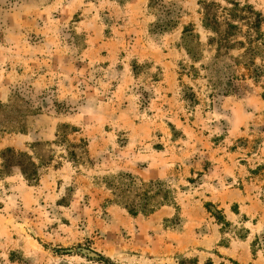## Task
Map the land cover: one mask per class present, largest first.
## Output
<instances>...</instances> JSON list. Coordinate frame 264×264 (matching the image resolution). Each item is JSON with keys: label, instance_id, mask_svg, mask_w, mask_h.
I'll list each match as a JSON object with an SVG mask.
<instances>
[{"label": "rangeland", "instance_id": "1", "mask_svg": "<svg viewBox=\"0 0 264 264\" xmlns=\"http://www.w3.org/2000/svg\"><path fill=\"white\" fill-rule=\"evenodd\" d=\"M244 1L264 17V0ZM197 12L195 0H0V104L18 107L0 130L26 123L0 134V152L26 153L39 177L0 174V264H264V24L257 81H227L207 50L193 80L179 44L188 24L205 42ZM61 125L75 128L62 143ZM149 182L172 204L129 215L116 195Z\"/></svg>", "mask_w": 264, "mask_h": 264}, {"label": "trees", "instance_id": "2", "mask_svg": "<svg viewBox=\"0 0 264 264\" xmlns=\"http://www.w3.org/2000/svg\"><path fill=\"white\" fill-rule=\"evenodd\" d=\"M198 6L200 27L205 33V42H201L200 35L196 32L194 24H188L182 27L179 47L185 52L190 65L181 64L180 76H186L190 79L198 77L200 69L208 70L201 62L205 50L212 52L211 65L213 70L227 77L229 82H237L244 78H250L257 81L263 74L260 67L254 63V57L260 55L262 46V26L264 17L261 12L244 0H195ZM170 24V23H168ZM167 27V26H166ZM199 65L198 68L195 65ZM149 65L146 63L131 65V72L134 78L147 74ZM209 88L216 89L218 82H208ZM181 100L186 106L194 109L201 100L193 93L192 89L182 85ZM12 107L0 104V113L5 121L9 119L13 112ZM35 114L36 112H28ZM27 115L24 116V119ZM19 128L14 130H3L0 134H25L26 123H20ZM15 126H12L14 128ZM75 132L73 127L61 125L60 135L61 143L66 142L67 130ZM1 136V135H0ZM42 144H35L32 147H40ZM86 147V146H85ZM74 146L67 145V155L70 159L76 158L73 152ZM69 150V151H68ZM84 155L87 151L84 148ZM1 170L0 174L12 169H17L28 185H35L38 182V166L30 156L23 152H16L12 149H5L0 152ZM153 190V192H152ZM123 192L116 195L117 201L123 209L131 216L139 214L149 216L163 206L171 205L173 196L171 191L162 182H149L141 184L138 190L132 196L131 200H123ZM209 205H207L208 207ZM235 213V212H233ZM236 214V213H235ZM218 224L225 225V219L220 212L211 214ZM179 264H197L193 260H183ZM204 264H212L207 261Z\"/></svg>", "mask_w": 264, "mask_h": 264}]
</instances>
